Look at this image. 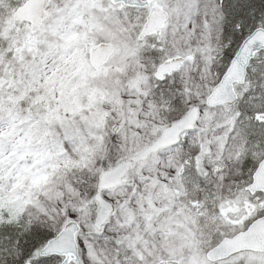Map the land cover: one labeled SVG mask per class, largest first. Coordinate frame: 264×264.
<instances>
[{
	"label": "snow or ice",
	"instance_id": "obj_1",
	"mask_svg": "<svg viewBox=\"0 0 264 264\" xmlns=\"http://www.w3.org/2000/svg\"><path fill=\"white\" fill-rule=\"evenodd\" d=\"M0 264H264V0H0Z\"/></svg>",
	"mask_w": 264,
	"mask_h": 264
}]
</instances>
